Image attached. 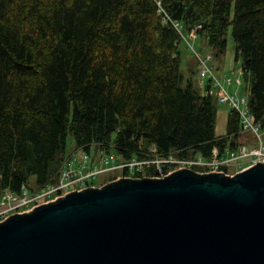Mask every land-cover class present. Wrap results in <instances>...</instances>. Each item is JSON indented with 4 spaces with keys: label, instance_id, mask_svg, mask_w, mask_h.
Here are the masks:
<instances>
[{
    "label": "trees",
    "instance_id": "16d2710c",
    "mask_svg": "<svg viewBox=\"0 0 264 264\" xmlns=\"http://www.w3.org/2000/svg\"><path fill=\"white\" fill-rule=\"evenodd\" d=\"M193 28L217 57L231 31L264 129V0H0V197L55 182L70 134L75 149L121 160L208 158L247 144L234 108L217 135L212 81L202 91L194 80L198 59L182 70V34Z\"/></svg>",
    "mask_w": 264,
    "mask_h": 264
},
{
    "label": "water",
    "instance_id": "95a60500",
    "mask_svg": "<svg viewBox=\"0 0 264 264\" xmlns=\"http://www.w3.org/2000/svg\"><path fill=\"white\" fill-rule=\"evenodd\" d=\"M0 264H264V161L123 176L9 214Z\"/></svg>",
    "mask_w": 264,
    "mask_h": 264
},
{
    "label": "built area",
    "instance_id": "2783aa9c",
    "mask_svg": "<svg viewBox=\"0 0 264 264\" xmlns=\"http://www.w3.org/2000/svg\"><path fill=\"white\" fill-rule=\"evenodd\" d=\"M182 37L193 51L194 56L199 60L201 81H206L204 79L207 77V79L219 85L217 95L219 102L228 103L231 108L239 112L241 132L249 131L253 133L258 139L259 147L249 149L247 144H243L237 150L226 148L224 153H220L217 148H214L212 155L208 158L201 155L195 157L170 155L156 157L155 159L132 158L129 160H121L117 154L107 152L105 148L93 147L91 150L78 148L66 155L55 182L47 183L41 187H31L28 184H23L19 192L6 189L0 197V221L4 220L9 214L30 211L41 203H46L75 189L81 190L85 187L95 186L94 182L100 175H112L116 171H122V175L117 176L115 179L123 176H148L144 174V171L146 167L151 165H154L157 171V175L151 177H164L171 171L182 167H189L199 172L217 171L234 174L235 172H230L234 167L245 169L264 161L261 127L253 121L249 112L248 98L242 97L238 100L234 94L227 92L221 85L219 76L214 71V66L210 64V61L214 58L213 54L208 53L204 56L202 52H199L193 46L192 40L198 38L197 28L182 34ZM228 82L232 83L233 80L229 78ZM237 83L240 84L241 79H238ZM243 104L244 107H242ZM153 151H155V148H153ZM248 156H251V159H245ZM125 170L127 173L123 174ZM139 173L142 176H137Z\"/></svg>",
    "mask_w": 264,
    "mask_h": 264
},
{
    "label": "rangeland",
    "instance_id": "374dc122",
    "mask_svg": "<svg viewBox=\"0 0 264 264\" xmlns=\"http://www.w3.org/2000/svg\"><path fill=\"white\" fill-rule=\"evenodd\" d=\"M192 43L195 49H197L199 52H202L204 56L208 53L213 54L214 58L210 61V64L214 66V71L219 76L220 83L221 85H223L227 92L234 94L238 100H240L242 97H247L249 99L248 85L245 82L242 74V57H240L238 60L235 59L236 45L232 38L231 31L228 35L227 51L225 54L219 57L214 55L213 50L208 44V42L202 43L200 37L196 40L194 39V41L192 40ZM180 49L182 53V70L185 75H188L190 74V70H188V63L189 61H191V58L193 60L194 54L193 51L184 42L181 43ZM197 61L199 62V60ZM192 69L196 71V73L194 74V80L196 85H198L201 90L204 91L205 82L201 81V65L197 62H193ZM229 78L233 80L232 83L228 82ZM238 79L242 80L240 84L237 83ZM204 80L207 81V77ZM211 86V92L212 94H214L217 101L216 133L217 135H223L226 132L227 116L231 107L228 103H220L218 101L217 95L219 85L214 82H211ZM242 107H244V104L242 105ZM260 133L262 135V140L264 143V129L261 128ZM240 140L247 141V146L249 147V149H255L259 147L257 137L249 131H244L242 133V136L240 137ZM74 150L75 141L73 139V136L70 134L67 139V154L73 152ZM245 159H251V156H248ZM241 169L242 168L234 167L230 172L233 173ZM120 175H122V173L118 171L117 176ZM109 177V174L104 176L100 175L99 178L94 182L95 186L103 185L102 182Z\"/></svg>",
    "mask_w": 264,
    "mask_h": 264
},
{
    "label": "crops",
    "instance_id": "0c3cea01",
    "mask_svg": "<svg viewBox=\"0 0 264 264\" xmlns=\"http://www.w3.org/2000/svg\"><path fill=\"white\" fill-rule=\"evenodd\" d=\"M201 41H202V43H203V42H206L204 39H201Z\"/></svg>",
    "mask_w": 264,
    "mask_h": 264
}]
</instances>
